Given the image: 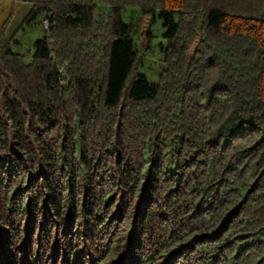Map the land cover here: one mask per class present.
Listing matches in <instances>:
<instances>
[{
  "label": "trees",
  "instance_id": "16d2710c",
  "mask_svg": "<svg viewBox=\"0 0 264 264\" xmlns=\"http://www.w3.org/2000/svg\"><path fill=\"white\" fill-rule=\"evenodd\" d=\"M11 1L46 33L0 30V264H264V0Z\"/></svg>",
  "mask_w": 264,
  "mask_h": 264
},
{
  "label": "rangeland",
  "instance_id": "374dc122",
  "mask_svg": "<svg viewBox=\"0 0 264 264\" xmlns=\"http://www.w3.org/2000/svg\"><path fill=\"white\" fill-rule=\"evenodd\" d=\"M31 3L3 0L0 2V30L4 23L11 17L7 28L8 36L17 35L19 43L15 46L17 51L28 54L33 50L34 43L44 37L46 29L43 27L42 19L22 28L27 13L31 10ZM124 20L130 27V34L134 40L135 48L142 51L143 45L149 39L147 33L152 31L155 38L152 47L145 54V66L142 72L155 81L161 69V48L166 44L164 34L166 28L159 16L144 14L142 10L135 7L124 9ZM6 230V228H5ZM10 230H6L9 233ZM2 251L4 244L0 245ZM4 253V252H3ZM6 260V259H5Z\"/></svg>",
  "mask_w": 264,
  "mask_h": 264
}]
</instances>
